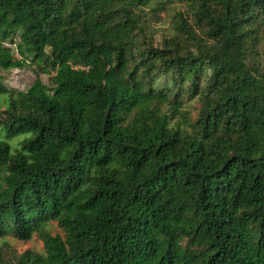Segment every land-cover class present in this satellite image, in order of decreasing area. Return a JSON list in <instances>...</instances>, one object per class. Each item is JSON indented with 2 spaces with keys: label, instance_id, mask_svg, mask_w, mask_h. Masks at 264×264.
<instances>
[{
  "label": "trees",
  "instance_id": "16d2710c",
  "mask_svg": "<svg viewBox=\"0 0 264 264\" xmlns=\"http://www.w3.org/2000/svg\"><path fill=\"white\" fill-rule=\"evenodd\" d=\"M29 66L0 245L42 248L0 264H264V0H0V68Z\"/></svg>",
  "mask_w": 264,
  "mask_h": 264
},
{
  "label": "rangeland",
  "instance_id": "374dc122",
  "mask_svg": "<svg viewBox=\"0 0 264 264\" xmlns=\"http://www.w3.org/2000/svg\"><path fill=\"white\" fill-rule=\"evenodd\" d=\"M36 77V73L32 67H25L21 69L4 70L0 68V83L6 88L26 90ZM40 79L47 86H51L50 75L40 74ZM6 93H0V110L5 107ZM61 233L60 230H58ZM42 248V242L37 235H33L27 241H18L7 239V243L0 245L1 258L12 260L15 255L20 254L24 250L32 249L38 251Z\"/></svg>",
  "mask_w": 264,
  "mask_h": 264
}]
</instances>
